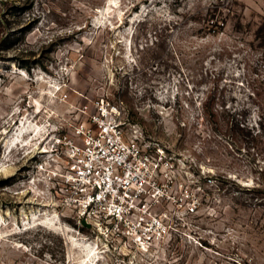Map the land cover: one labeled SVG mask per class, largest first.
Instances as JSON below:
<instances>
[{
    "label": "rangeland",
    "instance_id": "obj_1",
    "mask_svg": "<svg viewBox=\"0 0 264 264\" xmlns=\"http://www.w3.org/2000/svg\"><path fill=\"white\" fill-rule=\"evenodd\" d=\"M101 100L196 198L145 253L45 179ZM0 264H264V0H0Z\"/></svg>",
    "mask_w": 264,
    "mask_h": 264
},
{
    "label": "built area",
    "instance_id": "obj_2",
    "mask_svg": "<svg viewBox=\"0 0 264 264\" xmlns=\"http://www.w3.org/2000/svg\"><path fill=\"white\" fill-rule=\"evenodd\" d=\"M117 114L116 106L98 101L91 123L77 126L75 139H59L66 146L64 162L47 170L45 179L61 206L90 224L97 238L145 253L171 232L165 206L185 203L190 214L197 202L190 192L177 194L179 182L164 151L146 145L138 131H125Z\"/></svg>",
    "mask_w": 264,
    "mask_h": 264
},
{
    "label": "bare ground",
    "instance_id": "obj_3",
    "mask_svg": "<svg viewBox=\"0 0 264 264\" xmlns=\"http://www.w3.org/2000/svg\"><path fill=\"white\" fill-rule=\"evenodd\" d=\"M37 130H38L37 128L34 129V131H37ZM30 140H31L30 142H32L34 140V138H32ZM96 255H97V251L94 248H90L88 251V256L90 257V259H93L94 257H96Z\"/></svg>",
    "mask_w": 264,
    "mask_h": 264
},
{
    "label": "water",
    "instance_id": "obj_4",
    "mask_svg": "<svg viewBox=\"0 0 264 264\" xmlns=\"http://www.w3.org/2000/svg\"><path fill=\"white\" fill-rule=\"evenodd\" d=\"M85 226L90 227V224L83 222Z\"/></svg>",
    "mask_w": 264,
    "mask_h": 264
},
{
    "label": "trees",
    "instance_id": "obj_5",
    "mask_svg": "<svg viewBox=\"0 0 264 264\" xmlns=\"http://www.w3.org/2000/svg\"><path fill=\"white\" fill-rule=\"evenodd\" d=\"M209 113H210V114H213V112H211V111H210ZM261 120H263V119H261Z\"/></svg>",
    "mask_w": 264,
    "mask_h": 264
}]
</instances>
